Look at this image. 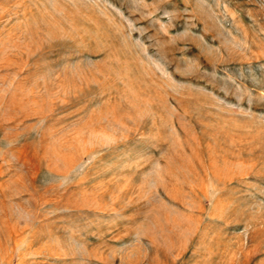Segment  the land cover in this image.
I'll use <instances>...</instances> for the list:
<instances>
[{
    "label": "rangeland",
    "instance_id": "rangeland-1",
    "mask_svg": "<svg viewBox=\"0 0 264 264\" xmlns=\"http://www.w3.org/2000/svg\"><path fill=\"white\" fill-rule=\"evenodd\" d=\"M0 264H264V0H0Z\"/></svg>",
    "mask_w": 264,
    "mask_h": 264
}]
</instances>
